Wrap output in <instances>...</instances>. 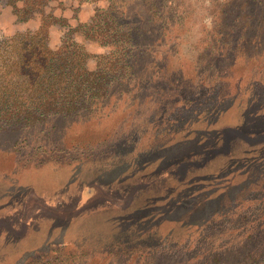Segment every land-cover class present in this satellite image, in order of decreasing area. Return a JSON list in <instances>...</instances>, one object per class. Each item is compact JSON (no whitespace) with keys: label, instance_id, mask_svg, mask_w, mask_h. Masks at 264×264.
<instances>
[{"label":"rangeland","instance_id":"rangeland-1","mask_svg":"<svg viewBox=\"0 0 264 264\" xmlns=\"http://www.w3.org/2000/svg\"><path fill=\"white\" fill-rule=\"evenodd\" d=\"M174 1L99 102L0 128V264L264 261V0ZM95 6L45 8L76 25ZM0 21L37 24L7 0Z\"/></svg>","mask_w":264,"mask_h":264},{"label":"trees","instance_id":"trees-1","mask_svg":"<svg viewBox=\"0 0 264 264\" xmlns=\"http://www.w3.org/2000/svg\"><path fill=\"white\" fill-rule=\"evenodd\" d=\"M46 1L20 0V8L18 0H7L18 20L36 18L37 24L0 38V128L5 130L31 127L53 113H75L111 93L115 76L125 79L130 64L145 53L148 22L161 17V24L168 22L175 2L165 0L166 11L160 15L158 6L164 0H106L104 8L97 0H78L96 6L88 20L72 25L47 11ZM55 24L63 28V36L52 48L48 37ZM153 26L155 30L159 25ZM72 33L94 38L105 48L103 53L89 51ZM212 262L223 260L214 257ZM246 264L264 261L251 257Z\"/></svg>","mask_w":264,"mask_h":264},{"label":"clouds","instance_id":"clouds-1","mask_svg":"<svg viewBox=\"0 0 264 264\" xmlns=\"http://www.w3.org/2000/svg\"><path fill=\"white\" fill-rule=\"evenodd\" d=\"M97 4L99 7L104 8L106 7V0H97ZM17 7L22 8L23 4L20 2V0H18L17 2ZM84 7H88V5H84ZM7 10L9 12H11V7L9 6L7 8ZM92 13L89 12L87 15H91ZM87 15H82V19H86ZM13 20L16 19L15 16H13L12 18ZM15 33V29L11 26V22L10 21H0V38H4V37H11L13 36ZM97 51L100 53H103L104 49L103 48H97Z\"/></svg>","mask_w":264,"mask_h":264}]
</instances>
